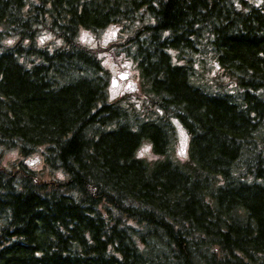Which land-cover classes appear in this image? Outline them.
<instances>
[{"label":"trees","instance_id":"16d2710c","mask_svg":"<svg viewBox=\"0 0 264 264\" xmlns=\"http://www.w3.org/2000/svg\"><path fill=\"white\" fill-rule=\"evenodd\" d=\"M117 26L110 47L77 41ZM112 48L137 78L109 101ZM204 56L232 88L201 81ZM14 149L67 178L0 164V264H264V0H0V159Z\"/></svg>","mask_w":264,"mask_h":264},{"label":"rangeland","instance_id":"374dc122","mask_svg":"<svg viewBox=\"0 0 264 264\" xmlns=\"http://www.w3.org/2000/svg\"><path fill=\"white\" fill-rule=\"evenodd\" d=\"M128 30L124 26H117L107 28L97 34L83 32L78 36V42L89 48H97L98 46L109 47L112 43L119 42L127 36ZM15 39H8L5 43H13ZM40 44H47L50 47H57L60 45L59 40H55L48 33L42 32L37 38ZM99 58L103 67L110 73V79L115 78L116 83L114 86L108 87L109 101H113L125 93H133L136 90L137 69L131 59L125 56L123 52L115 48L99 52ZM194 68L197 73L201 75V81L209 84L214 82L227 83L230 88L232 84L228 83L223 76L214 60L208 56L196 57L194 59ZM126 73L125 79H119L118 76ZM176 132L178 136V153L184 157L188 136L186 132L176 124ZM142 157H152L149 147L145 145L140 151ZM42 156L36 153L28 158L22 159L16 151L3 152L1 154V166L8 168L17 160L24 161L31 169L36 170L38 176L43 180H62L67 176L61 171H51L44 166Z\"/></svg>","mask_w":264,"mask_h":264},{"label":"water","instance_id":"95a60500","mask_svg":"<svg viewBox=\"0 0 264 264\" xmlns=\"http://www.w3.org/2000/svg\"><path fill=\"white\" fill-rule=\"evenodd\" d=\"M113 83H114V81H113Z\"/></svg>","mask_w":264,"mask_h":264}]
</instances>
